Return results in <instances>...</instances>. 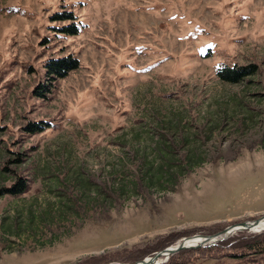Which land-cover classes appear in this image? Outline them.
<instances>
[{
	"label": "rangeland",
	"instance_id": "obj_1",
	"mask_svg": "<svg viewBox=\"0 0 264 264\" xmlns=\"http://www.w3.org/2000/svg\"><path fill=\"white\" fill-rule=\"evenodd\" d=\"M262 216L264 0H0V264H134ZM222 237L162 264H264Z\"/></svg>",
	"mask_w": 264,
	"mask_h": 264
},
{
	"label": "trees",
	"instance_id": "obj_2",
	"mask_svg": "<svg viewBox=\"0 0 264 264\" xmlns=\"http://www.w3.org/2000/svg\"><path fill=\"white\" fill-rule=\"evenodd\" d=\"M71 16V15H70ZM64 17V16H59ZM62 32L68 35H77L79 33V26H71V27H64L61 29ZM79 63L77 60H73L70 58H64L59 60H51L46 65V72L47 76L54 80L58 79H65L72 71L78 69ZM251 73V70L245 69V68H238V69H227L224 68L220 70L217 73L218 78H220L224 82H231V84L235 82L241 81L242 78ZM31 131L34 133L42 132L45 127L44 126H31ZM27 192L26 184L25 183H18L13 188H7L3 191V194H9V195H20ZM2 194V195H3ZM244 234H241V236ZM237 241V243H235ZM221 245H224L227 243L232 244L235 243L233 248H230L232 252L228 253L233 256H236L238 258H246L248 256H256L258 254H264V232H262L259 235H253V237L250 235L248 239L243 240L239 239L236 240V238L228 239L225 242H220ZM156 245V244H155ZM158 249V246H155L154 251Z\"/></svg>",
	"mask_w": 264,
	"mask_h": 264
},
{
	"label": "water",
	"instance_id": "obj_3",
	"mask_svg": "<svg viewBox=\"0 0 264 264\" xmlns=\"http://www.w3.org/2000/svg\"><path fill=\"white\" fill-rule=\"evenodd\" d=\"M262 219H264V216L258 218V219H255V220H252V222L250 221H246V222H242V223H239V225H233L229 228H226L225 232L217 235V236H199V238H202L205 242V245L207 244H210L211 245V242H216V239L218 238V236L222 235L223 237L225 238H221V240L225 241V239H227V237H229V235H231V231L234 229V228H239V227H255V226H258V224L262 221ZM239 231H246L244 229L242 230H239ZM238 231V232H239ZM230 233V234H229ZM258 233V232H256ZM191 238H194V237H189V238H185L183 239L182 243L180 244H177L176 246H173V247H169L166 248V249H163L159 252L156 253V255L153 257H151V259H149L150 261H148L147 264H162L164 263L167 259H169V257L171 255H174L180 251H184L186 249H197L199 247H203L202 245L201 246H197V247H190L189 245L185 244L186 242H188ZM204 245V246H205ZM147 262V260H144L142 259V261H137L136 263L134 264H145Z\"/></svg>",
	"mask_w": 264,
	"mask_h": 264
},
{
	"label": "bare ground",
	"instance_id": "obj_4",
	"mask_svg": "<svg viewBox=\"0 0 264 264\" xmlns=\"http://www.w3.org/2000/svg\"><path fill=\"white\" fill-rule=\"evenodd\" d=\"M246 230L248 232L251 233H256V232H261L264 231V219H262V221L258 224V226L255 227H239V228H234L230 233L233 234L234 232H238L239 230ZM229 233V234H230ZM213 242V241H212ZM185 244L189 245L190 247H197V246H204L205 242L202 238H199V236L191 238L188 242H186ZM149 259H151V257L146 258L145 260H147V262L145 264L148 263V261H150ZM158 264V263H156Z\"/></svg>",
	"mask_w": 264,
	"mask_h": 264
}]
</instances>
